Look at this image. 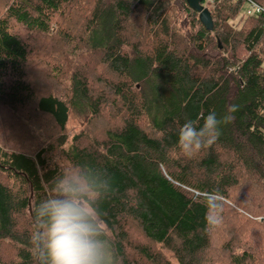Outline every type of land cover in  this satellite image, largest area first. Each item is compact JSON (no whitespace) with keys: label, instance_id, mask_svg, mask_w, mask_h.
Wrapping results in <instances>:
<instances>
[{"label":"trees","instance_id":"1","mask_svg":"<svg viewBox=\"0 0 264 264\" xmlns=\"http://www.w3.org/2000/svg\"><path fill=\"white\" fill-rule=\"evenodd\" d=\"M209 1L211 31L186 0L0 3V104L14 115L12 131L35 141L11 144L0 123V264H51L52 201L86 211L105 264H173L157 245L175 264H264V13L246 14L248 0ZM77 13L79 25L58 31L65 89L39 94L30 35ZM232 105L219 139L185 156L182 125L202 126L201 115L219 119ZM71 112L87 123L68 139ZM35 116L46 124L33 140L25 121ZM214 191L224 203L210 227Z\"/></svg>","mask_w":264,"mask_h":264},{"label":"clouds","instance_id":"2","mask_svg":"<svg viewBox=\"0 0 264 264\" xmlns=\"http://www.w3.org/2000/svg\"><path fill=\"white\" fill-rule=\"evenodd\" d=\"M235 111L237 106L232 105L219 119L215 112L201 115L202 126L186 121L179 130L180 150L191 158L213 145L221 135L220 126L231 123L234 120L231 113ZM205 199L210 212L206 219L214 227L221 222L224 197L214 191ZM50 208L52 223L47 233V249L51 264H105L101 244L93 239L96 228L87 221L86 211L76 201H52Z\"/></svg>","mask_w":264,"mask_h":264},{"label":"rangeland","instance_id":"3","mask_svg":"<svg viewBox=\"0 0 264 264\" xmlns=\"http://www.w3.org/2000/svg\"><path fill=\"white\" fill-rule=\"evenodd\" d=\"M3 0H0V3ZM209 0H207L204 5L208 8L210 7V4H208ZM83 15L77 13L74 16H71L70 18H62V21L60 24H54L52 25V30L50 34L43 35V34H31L30 38H35L36 40H33V45L35 47L34 53L30 55L29 61L34 64V68L31 71L32 76L29 77V80L32 82L33 86L37 89V92L39 94H44L45 92H48L49 90H55L56 87H59V89H65L66 84V73L68 72V69L70 67L69 64V56L65 52V46L63 41L60 38L59 26H63L64 29L67 27L68 29H72V26L77 25L78 23H81ZM235 23V21H233ZM13 24V23H12ZM79 25V24H78ZM176 25L182 32H187L189 29L188 20L185 17H178L176 19ZM61 26V27H62ZM15 27V26H14ZM21 30V29H20ZM66 30V29H65ZM19 33L22 36L28 35V33L24 30L19 31ZM30 41V40H29ZM64 46V47H63ZM191 53L194 55H199L201 52H199L196 49L191 50ZM207 54H212L210 49L206 50ZM71 59V58H70ZM60 61V62H59ZM72 64V59H71ZM58 75V76H57ZM54 86V88L52 87ZM12 112H9V110L4 107V105L0 104V123L7 124L6 131L7 134H4L1 136L2 132L0 130V136L2 139L9 140L11 144L14 145H26L27 148H30V145H27L28 143H35V141L30 140H24L22 138V135L20 134V130L18 132L12 131V128L9 125H16L13 124L15 122L14 115L12 116ZM16 116H19L16 114ZM33 117V116H32ZM13 119V120H10ZM16 118V117H15ZM26 120V119H25ZM29 123L27 120L25 121L28 125V135L34 140V135L37 134L38 131V123L40 125L46 124L45 118H40V116H35ZM87 120L83 117L77 116L73 112L69 114V118L66 124L65 134L67 135L68 139H70L73 135L78 133L80 130H82L86 126ZM37 124V125H36ZM9 126V127H8ZM8 127V128H7ZM48 127V126H47ZM50 127V126H49ZM26 130V129H25ZM39 139V138H38ZM30 141V142H28ZM22 142H26L25 144H21ZM251 216V215H249ZM261 217V216H257ZM256 218V217H254ZM132 237L138 238L139 233L137 230L132 231L131 233ZM260 236L258 235V237ZM260 240H257L255 244L259 243ZM215 245L218 244V242H214ZM155 249L159 248L162 250L163 255L170 260L173 264H175V259L173 257L172 252H170L167 249H162L159 245L154 246Z\"/></svg>","mask_w":264,"mask_h":264},{"label":"water","instance_id":"4","mask_svg":"<svg viewBox=\"0 0 264 264\" xmlns=\"http://www.w3.org/2000/svg\"><path fill=\"white\" fill-rule=\"evenodd\" d=\"M203 0H186L188 7L198 13V19L203 27L211 31L213 28V20L211 17V13L207 6L202 4ZM30 211V208H29ZM31 214V211H30Z\"/></svg>","mask_w":264,"mask_h":264},{"label":"built area","instance_id":"5","mask_svg":"<svg viewBox=\"0 0 264 264\" xmlns=\"http://www.w3.org/2000/svg\"><path fill=\"white\" fill-rule=\"evenodd\" d=\"M246 14H260L264 13V8L254 1H247Z\"/></svg>","mask_w":264,"mask_h":264},{"label":"bare ground","instance_id":"6","mask_svg":"<svg viewBox=\"0 0 264 264\" xmlns=\"http://www.w3.org/2000/svg\"><path fill=\"white\" fill-rule=\"evenodd\" d=\"M260 5V4H259ZM263 7V6H262Z\"/></svg>","mask_w":264,"mask_h":264}]
</instances>
